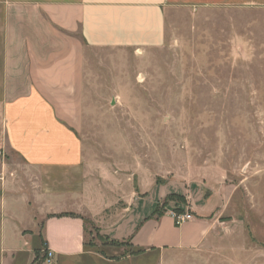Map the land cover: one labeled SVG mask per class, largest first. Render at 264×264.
I'll use <instances>...</instances> for the list:
<instances>
[{
	"label": "rangeland",
	"instance_id": "1",
	"mask_svg": "<svg viewBox=\"0 0 264 264\" xmlns=\"http://www.w3.org/2000/svg\"><path fill=\"white\" fill-rule=\"evenodd\" d=\"M85 60V153L158 193L155 213L193 205L212 222L197 247L139 250L97 237L87 217V244L117 246L122 264H264V9L175 7L163 46L86 48ZM2 140L0 113L3 178L34 208L39 189ZM33 211H21L22 234Z\"/></svg>",
	"mask_w": 264,
	"mask_h": 264
},
{
	"label": "crops",
	"instance_id": "2",
	"mask_svg": "<svg viewBox=\"0 0 264 264\" xmlns=\"http://www.w3.org/2000/svg\"><path fill=\"white\" fill-rule=\"evenodd\" d=\"M213 6L264 9V0H0L3 146L24 161L41 196L34 208L24 206L25 192L13 191L0 167V264H42L41 238L57 264L124 263L111 253L117 246L87 244V217L96 236L134 249L193 248L203 241L212 222L197 206L179 225L169 211L155 213L158 193L145 197L140 187H129L128 175L90 159L80 132L86 48L161 47L167 10ZM21 211L32 212L29 235L18 225Z\"/></svg>",
	"mask_w": 264,
	"mask_h": 264
},
{
	"label": "built area",
	"instance_id": "3",
	"mask_svg": "<svg viewBox=\"0 0 264 264\" xmlns=\"http://www.w3.org/2000/svg\"><path fill=\"white\" fill-rule=\"evenodd\" d=\"M171 216L173 217L175 223L177 225L185 222L186 220L191 219L192 215L188 212H172ZM44 264H57L53 253L50 250L46 249L45 257H44Z\"/></svg>",
	"mask_w": 264,
	"mask_h": 264
},
{
	"label": "trees",
	"instance_id": "4",
	"mask_svg": "<svg viewBox=\"0 0 264 264\" xmlns=\"http://www.w3.org/2000/svg\"><path fill=\"white\" fill-rule=\"evenodd\" d=\"M178 212H182V209H179ZM102 236H100L99 238H101ZM41 238V237H40ZM105 238V237H104ZM42 239V238H41ZM106 239V238H105ZM106 240H109V239H106ZM111 241V244L112 243H115L116 241H113V240H110ZM42 246H44V248H46V244H45V241L42 239ZM140 250V249H139ZM142 250V249H141Z\"/></svg>",
	"mask_w": 264,
	"mask_h": 264
}]
</instances>
